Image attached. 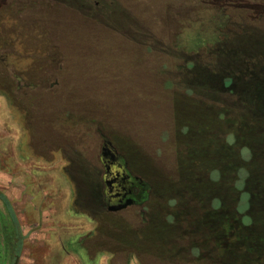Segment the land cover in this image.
<instances>
[{
	"label": "rangeland",
	"instance_id": "rangeland-1",
	"mask_svg": "<svg viewBox=\"0 0 264 264\" xmlns=\"http://www.w3.org/2000/svg\"><path fill=\"white\" fill-rule=\"evenodd\" d=\"M242 48L264 52V0H6L0 119L12 169L28 187L26 219L40 222L27 228L16 263L109 264L111 251L112 264H137L132 253L149 264H196L192 248L174 256L176 235L187 227L190 242L182 243L201 244L204 205L222 200L227 186L233 191L234 178L225 163L234 156L223 148L226 99L204 65L212 60L221 70ZM105 138L151 196L144 207L105 210L96 221L88 205L76 203L74 181L90 203L93 183L104 176ZM32 169L42 189L29 198ZM47 193L45 209L55 213L37 241L43 219L34 211ZM0 210L21 227L14 209L10 217Z\"/></svg>",
	"mask_w": 264,
	"mask_h": 264
},
{
	"label": "trees",
	"instance_id": "trees-1",
	"mask_svg": "<svg viewBox=\"0 0 264 264\" xmlns=\"http://www.w3.org/2000/svg\"><path fill=\"white\" fill-rule=\"evenodd\" d=\"M5 3L6 0H0V4ZM229 39L226 37L224 41ZM222 42H218L214 48L219 49L221 47L219 43ZM262 51L252 52L242 48L238 50L235 60L227 63L221 70L214 69L212 60L210 64L204 65L210 76H215L219 80L216 81L217 90L226 99L224 122L228 124L229 130H226L223 148L228 157L234 156L233 161L228 159L225 162L227 169L234 174V178L233 191L227 186L226 195L222 200L213 197L211 202L209 199L204 205L203 216L206 218L207 236L204 238L201 236V244L189 245L196 264H264V165H262L264 162V52ZM210 82L212 84L213 80ZM205 97L218 98V96ZM230 114L236 119H228L227 116ZM0 198L12 211L7 196L0 192ZM16 223L18 224L17 219ZM194 232L197 234L196 231ZM187 259L191 261V257ZM179 260L174 264H180L182 259Z\"/></svg>",
	"mask_w": 264,
	"mask_h": 264
},
{
	"label": "flooded vegetation",
	"instance_id": "flooded-vegetation-1",
	"mask_svg": "<svg viewBox=\"0 0 264 264\" xmlns=\"http://www.w3.org/2000/svg\"><path fill=\"white\" fill-rule=\"evenodd\" d=\"M3 5L5 4H0V7ZM105 139L101 152L104 176L98 183H93V189L90 193V203H85V194L79 182H77L78 180L74 181L76 182V184L74 183L76 186V203L80 206L82 204L88 205L91 212L87 214L96 221H99L98 218L102 216L105 210L109 213L119 214L129 208L144 207L151 196V186L145 183L140 176L129 171L126 157L120 154L113 146L111 147L112 149H109L105 145ZM113 168H121L123 173L114 175L112 172ZM141 211L142 216H144L145 210L143 209ZM0 222V238H2V240L0 239V260L3 263L9 262L10 264H17L16 261L21 257V251L26 245L25 233L22 229L19 230L21 227L17 225L15 219L12 217H10V222L8 223L4 216H0ZM98 227L96 228L98 229ZM130 230L133 233H137V235L140 234L139 229L134 230L130 227ZM183 233L184 236L179 232L175 238V246H180L178 250L174 251V256L177 255V257H180L183 249L187 252L189 249V245L186 246L182 243V239L186 240L190 234L187 227ZM189 239H187V243L190 242ZM177 242L179 244H176ZM110 254L109 264H112L113 253L110 251ZM129 258L135 259L137 264H149L147 259L139 258L135 256V253H132V256Z\"/></svg>",
	"mask_w": 264,
	"mask_h": 264
},
{
	"label": "crops",
	"instance_id": "crops-1",
	"mask_svg": "<svg viewBox=\"0 0 264 264\" xmlns=\"http://www.w3.org/2000/svg\"><path fill=\"white\" fill-rule=\"evenodd\" d=\"M7 122L4 119H0V163H1V167H0V192H2L3 194H5V196H7L12 208L14 209V211H16V216L21 224V229L22 231L25 233L27 231H31V229L35 226H39V223H31L30 221H28L26 218L25 213L27 212V208L28 205L30 204V201L28 202V199L24 197V193L25 191L28 189V187L25 189L24 188V183L25 179L23 178L24 176L22 175V173L20 171H18L17 169H12V142H11V138L9 135V131L7 132L6 130H8L7 128ZM6 129V130H5ZM45 163L44 161L41 162V164ZM57 162H52L51 163V167L52 166H56ZM59 165V164H57ZM5 166V168H4ZM43 167V165H41ZM31 167V166H30ZM29 167V168H30ZM53 168V167H52ZM20 172V173H19ZM26 173H29L28 175H30L29 178H26V180L28 181L29 179V184H31L32 189H29V198L31 196V194H35V192H39L42 188L40 187L39 183H38V179L37 174H36V170L34 171L32 169V171H28ZM27 175V176H28ZM30 187V186H29ZM48 194V193H47ZM43 195H46V193L44 192ZM49 194L47 195V198L44 199L45 197L42 196L41 200H42V206L44 207L43 209L41 208V210L39 208H35L34 213L39 214V216H42V218L40 220H42L43 226L41 229V237L37 238V241H41L42 238L45 235V230L47 231V228L51 225V217L53 216L52 214L55 213V211L52 209L50 212L48 209H45V204L49 202ZM66 203V201H65ZM0 204L4 207L5 211L8 213V206L4 203V201L1 200L0 198ZM33 205V204H31ZM0 216H4V212H2L0 210ZM33 216V215H32ZM48 216V219H47ZM8 217H10V214L8 213ZM6 219V218H5ZM9 219V218H8ZM28 221V225L23 224L22 222ZM48 221V223H47ZM10 222V221H9ZM8 222V223H9ZM1 223V222H0ZM55 223V222H54ZM29 227V229L27 230V228ZM27 230V231H26ZM31 241V240H30ZM72 264H77V262L72 263Z\"/></svg>",
	"mask_w": 264,
	"mask_h": 264
},
{
	"label": "water",
	"instance_id": "water-1",
	"mask_svg": "<svg viewBox=\"0 0 264 264\" xmlns=\"http://www.w3.org/2000/svg\"><path fill=\"white\" fill-rule=\"evenodd\" d=\"M105 145L110 149L112 147L111 142L108 139H105ZM112 149V148H111Z\"/></svg>",
	"mask_w": 264,
	"mask_h": 264
}]
</instances>
